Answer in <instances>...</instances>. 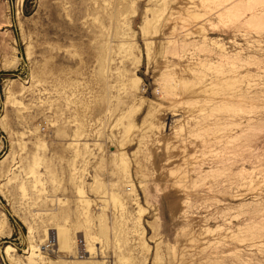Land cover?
<instances>
[{
    "label": "rangeland",
    "instance_id": "rangeland-1",
    "mask_svg": "<svg viewBox=\"0 0 264 264\" xmlns=\"http://www.w3.org/2000/svg\"><path fill=\"white\" fill-rule=\"evenodd\" d=\"M0 264H264V0H0Z\"/></svg>",
    "mask_w": 264,
    "mask_h": 264
},
{
    "label": "bare ground",
    "instance_id": "bare-ground-1",
    "mask_svg": "<svg viewBox=\"0 0 264 264\" xmlns=\"http://www.w3.org/2000/svg\"><path fill=\"white\" fill-rule=\"evenodd\" d=\"M80 243H81V242L78 241V244H79V245H78V246H79V253H83L84 255L87 254V252H88L89 250H91V247L89 248V247H88V244L86 243V249H84V248H83V245H81ZM87 248H88L89 250H88ZM84 255H83V256H84Z\"/></svg>",
    "mask_w": 264,
    "mask_h": 264
},
{
    "label": "built area",
    "instance_id": "built-area-1",
    "mask_svg": "<svg viewBox=\"0 0 264 264\" xmlns=\"http://www.w3.org/2000/svg\"><path fill=\"white\" fill-rule=\"evenodd\" d=\"M83 254V253H82Z\"/></svg>",
    "mask_w": 264,
    "mask_h": 264
}]
</instances>
